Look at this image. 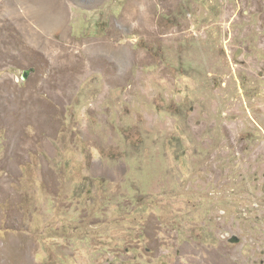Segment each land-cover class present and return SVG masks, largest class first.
I'll return each instance as SVG.
<instances>
[{
	"label": "rangeland",
	"instance_id": "obj_1",
	"mask_svg": "<svg viewBox=\"0 0 264 264\" xmlns=\"http://www.w3.org/2000/svg\"><path fill=\"white\" fill-rule=\"evenodd\" d=\"M0 136V264H264V0H0Z\"/></svg>",
	"mask_w": 264,
	"mask_h": 264
},
{
	"label": "trees",
	"instance_id": "obj_2",
	"mask_svg": "<svg viewBox=\"0 0 264 264\" xmlns=\"http://www.w3.org/2000/svg\"><path fill=\"white\" fill-rule=\"evenodd\" d=\"M77 187H78V189L77 188L76 189H72V191H69V193L68 192H65V193H60V194H66L68 197H71L72 198L75 195H81L83 193H86L87 194L89 191H90L89 194L92 193V191L90 189H88V186H86V183L85 184L83 183L82 187L81 186H77ZM73 220H74V218H73Z\"/></svg>",
	"mask_w": 264,
	"mask_h": 264
},
{
	"label": "water",
	"instance_id": "obj_3",
	"mask_svg": "<svg viewBox=\"0 0 264 264\" xmlns=\"http://www.w3.org/2000/svg\"><path fill=\"white\" fill-rule=\"evenodd\" d=\"M30 72H33V70H29V71H24V73L21 76L22 80H26L30 74ZM227 241L231 244H238L239 243V238L236 236H232L231 238L227 239Z\"/></svg>",
	"mask_w": 264,
	"mask_h": 264
},
{
	"label": "crops",
	"instance_id": "obj_4",
	"mask_svg": "<svg viewBox=\"0 0 264 264\" xmlns=\"http://www.w3.org/2000/svg\"><path fill=\"white\" fill-rule=\"evenodd\" d=\"M42 34H44V33H41L40 35H42ZM42 37H43V35L40 38H42ZM44 38H46V36H44ZM31 120H33V118Z\"/></svg>",
	"mask_w": 264,
	"mask_h": 264
}]
</instances>
